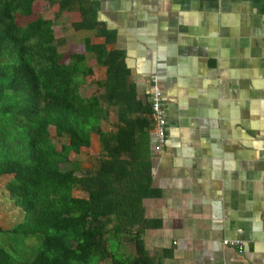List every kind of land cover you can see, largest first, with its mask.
Wrapping results in <instances>:
<instances>
[{
    "label": "crops",
    "instance_id": "obj_1",
    "mask_svg": "<svg viewBox=\"0 0 264 264\" xmlns=\"http://www.w3.org/2000/svg\"><path fill=\"white\" fill-rule=\"evenodd\" d=\"M85 2L97 28L75 32L78 12H62L69 28L55 44L118 51L139 105L154 93L164 104L160 152L148 132L155 196L142 201L143 250L154 264H264V0ZM108 110L102 132L113 129Z\"/></svg>",
    "mask_w": 264,
    "mask_h": 264
},
{
    "label": "trees",
    "instance_id": "obj_2",
    "mask_svg": "<svg viewBox=\"0 0 264 264\" xmlns=\"http://www.w3.org/2000/svg\"><path fill=\"white\" fill-rule=\"evenodd\" d=\"M45 1L52 19L34 14V0H0V177L10 176L4 190L22 215L10 229L0 228V264H154L140 239L142 201L155 196L149 106L135 100L118 51L84 40L81 53L58 52L51 28L62 12H78L69 26L75 32L97 28L85 0ZM85 53L105 68L104 81L94 82ZM83 83L101 92L83 97ZM109 107L113 129L102 132ZM48 128L63 141L58 150ZM93 137L95 170L62 169L94 147ZM119 236L131 244L129 255L108 249V239L117 246ZM25 247H35L29 262Z\"/></svg>",
    "mask_w": 264,
    "mask_h": 264
},
{
    "label": "rangeland",
    "instance_id": "obj_3",
    "mask_svg": "<svg viewBox=\"0 0 264 264\" xmlns=\"http://www.w3.org/2000/svg\"><path fill=\"white\" fill-rule=\"evenodd\" d=\"M52 6H49L45 0H39L33 3V12L35 15H39L43 18H49L52 19ZM69 19L64 15L58 18H54L52 21V31H54V35L56 38H58L63 31V29H67L69 26ZM58 52H75L77 48H74L73 46L62 44V45H56ZM71 48V50H69ZM86 64L90 65L92 62H90V56L86 54ZM86 80V79H85ZM86 82V81H85ZM101 90H98L94 85L90 83H83L80 87V94L83 97H90L94 93H100ZM112 114L109 110L105 117L101 120V123L103 122L104 128H106V125H108L112 121ZM110 127L111 124H109ZM48 134L52 142L56 145V148L58 150L60 144H63V141L56 138L54 134L53 128H48ZM93 145L94 147L92 149H81L80 153L74 156V160L79 161L77 164H70L65 165L62 167V169H79V171H88L89 173H92L95 168L97 167V158L99 154V150L97 149L96 141L93 137ZM10 176H1L0 177V228L2 230H8L10 229L15 223L18 221H21L22 215L20 210L14 207L12 201L9 199L8 194L4 190L5 183L9 180ZM72 195L74 197H83L84 195L82 193H79L77 191H73ZM116 239L114 240L112 237H110L107 241L108 249L112 250L116 254L121 255H129L132 252V246L131 244L127 243L125 239H123L121 236H119L118 239V245L115 244ZM27 245H30L29 242H26ZM36 247V245H35ZM35 247L32 249L29 247H25L27 252L31 253L30 259L27 261L29 262L32 259L33 252ZM5 249L11 254L14 255L8 248L5 247ZM98 264H110V261H104Z\"/></svg>",
    "mask_w": 264,
    "mask_h": 264
},
{
    "label": "built area",
    "instance_id": "obj_4",
    "mask_svg": "<svg viewBox=\"0 0 264 264\" xmlns=\"http://www.w3.org/2000/svg\"><path fill=\"white\" fill-rule=\"evenodd\" d=\"M148 118L151 123V134L153 137L152 150L158 153L165 142L166 122L164 104L157 93H154L151 97ZM221 244L224 247L236 249L238 252L242 250V243L238 241L223 240Z\"/></svg>",
    "mask_w": 264,
    "mask_h": 264
}]
</instances>
